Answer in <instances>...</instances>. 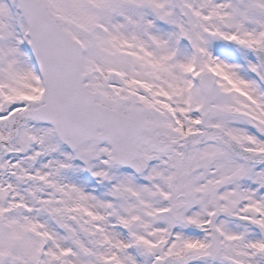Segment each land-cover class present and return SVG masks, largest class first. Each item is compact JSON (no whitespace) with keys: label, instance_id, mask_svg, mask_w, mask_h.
<instances>
[{"label":"snow or ice","instance_id":"obj_1","mask_svg":"<svg viewBox=\"0 0 264 264\" xmlns=\"http://www.w3.org/2000/svg\"><path fill=\"white\" fill-rule=\"evenodd\" d=\"M0 264H264V0H0Z\"/></svg>","mask_w":264,"mask_h":264}]
</instances>
